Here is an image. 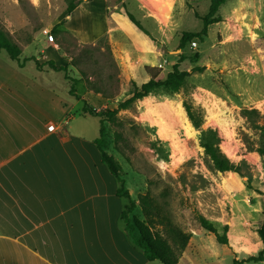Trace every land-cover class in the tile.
I'll return each mask as SVG.
<instances>
[{
  "label": "rangeland",
  "instance_id": "rangeland-1",
  "mask_svg": "<svg viewBox=\"0 0 264 264\" xmlns=\"http://www.w3.org/2000/svg\"><path fill=\"white\" fill-rule=\"evenodd\" d=\"M73 1L94 14L95 27L100 29L101 13L131 11L136 6L129 0ZM152 1L159 12L157 26L137 10L136 14L156 37V48L162 52L159 78H165L175 63L181 70H197L179 92L157 90L121 110L117 121L106 122L104 149L122 165L121 177L137 203L131 216L144 220L138 197L149 191L162 213L190 234L185 248L176 247L178 264L242 261L264 247L259 233L264 221V154L260 151L264 148V0H228L217 13L222 20L210 24L207 35L187 40L183 48L184 33L202 30L201 17L207 14L211 0ZM70 2L0 0V32L19 47L20 59L35 57L44 63L40 69L34 60H28L23 68L34 79L57 85L58 95L75 104V111L82 104L69 94L70 80L65 79L64 71L49 75L48 60L66 65L68 75L79 79L75 86L79 95L89 90L95 93L92 104L85 100L88 106L96 111L115 108L130 97L132 82L121 85V67L106 37L86 43L64 28ZM0 56L9 60L5 51ZM184 101L203 120L200 128L193 126L194 136L188 134L176 113L180 107L185 110ZM159 118L167 122L168 136L160 134L154 122ZM54 126L46 123L48 130ZM68 128L87 138L100 135L99 118L89 114L77 115ZM210 128L217 130L219 147L235 170L224 173L215 169L205 153L202 130ZM116 132L121 133L120 140ZM199 214L221 235L226 232L228 242L220 243L215 233L203 228ZM150 264L163 263L155 260Z\"/></svg>",
  "mask_w": 264,
  "mask_h": 264
},
{
  "label": "crops",
  "instance_id": "crops-1",
  "mask_svg": "<svg viewBox=\"0 0 264 264\" xmlns=\"http://www.w3.org/2000/svg\"><path fill=\"white\" fill-rule=\"evenodd\" d=\"M129 1L140 6L131 11L149 34L116 9L97 15L101 29L83 5L64 22L86 43L108 39L122 86L140 78L139 84L147 82L146 66H163L156 37L136 14L156 25V5ZM6 60L0 56V264L154 262L125 231L121 213L127 204L117 195L119 183L101 161L94 138L69 131L72 119L88 115L82 107L85 100L92 104L95 93L71 95L82 104L75 111V104L58 95L57 85L40 82ZM49 69V75L55 72ZM48 121L54 129L46 128Z\"/></svg>",
  "mask_w": 264,
  "mask_h": 264
},
{
  "label": "trees",
  "instance_id": "trees-1",
  "mask_svg": "<svg viewBox=\"0 0 264 264\" xmlns=\"http://www.w3.org/2000/svg\"><path fill=\"white\" fill-rule=\"evenodd\" d=\"M227 1L228 0H211L207 14L201 17L203 21L202 30L199 32L184 33L181 39V48H183V45L186 44L187 40L192 37L207 35L209 25L222 20L221 16L217 15V13L220 6ZM78 5L79 3H75L71 0L68 6V14L70 15L78 7ZM124 12L137 27H139L146 34H149L148 30L131 11L125 10ZM2 51H5L10 62L20 69L25 66V63L28 60H34L36 66L40 69L44 64L40 63L35 57L20 59L21 51L19 47L0 32V54ZM46 64H48L49 67L55 71H64L65 79L67 81L70 80L71 84L69 94L75 96L77 99H80V95L77 94L75 87L79 79L68 75L67 66H57L55 61L52 59L48 60ZM146 70L150 74L151 78L147 82L142 83L140 86L136 81L132 80L131 82L133 88L130 93V97L122 102H119L115 108H106L102 111H96L84 102L82 113L97 116L99 118L100 135L95 138L93 142L101 152V161L106 164L110 173L117 178L119 183L116 191L117 195L129 200V203L121 213L128 237L132 240L135 247L140 248L143 251L149 261L159 260L163 264H178L176 247L180 249L185 248L190 239V234L183 231L171 220L170 217L162 213L159 204L149 191L144 194H140L138 197L141 211L145 217L144 220H140L135 215L131 216V213L136 209L137 203L134 199H132L129 190L126 187L125 179L121 177L122 165L114 155L108 154L104 149L107 136L106 122L113 123L117 121V115L121 110L130 108L137 100L148 96L157 90L161 89L170 94L179 92L185 84L187 77L191 74V72L197 70V67H194L192 71L181 70L179 68V63H175L172 70L167 73L165 78H159V74L162 70L160 67L146 66ZM183 106L193 126L200 128L203 122L202 117L193 110L192 105L188 102L184 101ZM115 136L117 140L122 138V135L119 132H116ZM219 142L220 137L217 130L211 128L208 130H202L201 145L204 147L205 153L213 161L214 168L224 173L235 170V165L221 151ZM260 151L264 154V148L260 149ZM197 218L203 228L216 234L217 240L220 243L228 242L226 232L221 235L213 223H211L202 214H199ZM157 226H160L161 229H158ZM259 233L264 244V221L259 229ZM247 261H264V247L258 252V254L250 255L242 261L234 259L232 264H239Z\"/></svg>",
  "mask_w": 264,
  "mask_h": 264
},
{
  "label": "bare ground",
  "instance_id": "bare-ground-1",
  "mask_svg": "<svg viewBox=\"0 0 264 264\" xmlns=\"http://www.w3.org/2000/svg\"><path fill=\"white\" fill-rule=\"evenodd\" d=\"M179 106V105H178ZM176 112V111H175ZM178 115L180 120L183 122L184 126L187 129L188 134L194 136V131H193V125L191 124L185 110L183 108L180 107L179 110H177ZM177 116V115H176ZM154 122H156L158 124V127H160V134L162 136H168V124L167 122L163 119V118H159L158 120H154ZM171 137V136H170ZM176 144V143H175ZM174 144V145H175ZM179 146V145H177Z\"/></svg>",
  "mask_w": 264,
  "mask_h": 264
},
{
  "label": "built area",
  "instance_id": "built-area-1",
  "mask_svg": "<svg viewBox=\"0 0 264 264\" xmlns=\"http://www.w3.org/2000/svg\"><path fill=\"white\" fill-rule=\"evenodd\" d=\"M191 43H192L193 47L197 46V42L195 40H193Z\"/></svg>",
  "mask_w": 264,
  "mask_h": 264
}]
</instances>
